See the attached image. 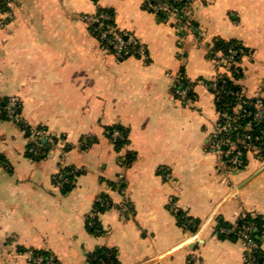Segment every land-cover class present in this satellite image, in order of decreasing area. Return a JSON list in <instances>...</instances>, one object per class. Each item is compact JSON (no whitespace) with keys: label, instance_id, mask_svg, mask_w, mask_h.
Listing matches in <instances>:
<instances>
[{"label":"crops","instance_id":"1","mask_svg":"<svg viewBox=\"0 0 264 264\" xmlns=\"http://www.w3.org/2000/svg\"><path fill=\"white\" fill-rule=\"evenodd\" d=\"M99 8L113 11L115 28L139 41L145 59L116 58L99 43L90 30ZM184 11L197 29L182 41L174 19L145 0L0 7V98L15 97L23 122L57 139L33 159L24 130L0 119V264H31L32 250L89 264L101 247L118 264H193L192 256L242 264L240 242L217 222L234 225L244 214L263 223L264 264V156L250 151L232 169L210 151L218 114L205 85L218 73L213 40H235L247 49L233 80L239 95L264 97V0H188ZM178 73L192 83L184 100L171 88ZM115 126L126 136L118 150L106 132ZM66 167L78 174L63 191L55 179ZM96 202L106 209L96 212ZM178 211L198 221L194 232L179 225Z\"/></svg>","mask_w":264,"mask_h":264},{"label":"built area","instance_id":"2","mask_svg":"<svg viewBox=\"0 0 264 264\" xmlns=\"http://www.w3.org/2000/svg\"><path fill=\"white\" fill-rule=\"evenodd\" d=\"M188 0H145V5L148 9H151L156 14H161L162 19H174V27L179 33V38L183 41L188 33V30H195L196 27L188 22L185 16V4ZM0 3L4 5L9 4V0H0ZM6 16L9 14L6 12ZM5 20V17L3 18ZM111 17L106 14L94 15L91 22H98V35L97 39L101 45L109 49L112 54L119 59L126 57H138L145 59L147 57L144 47L139 41L131 34L117 30L115 27L102 23L104 20H109ZM5 22V21H4ZM197 39L199 35H196ZM237 50L232 47L228 48L227 55L222 56L218 51L214 52L213 60L215 68L217 69V77L205 83L206 87L211 91L215 101H220L222 95L232 94L229 89L224 86L216 87V79L219 75H226L230 80H234L232 73L239 74L241 72L239 65V57L235 58ZM232 66V68H230ZM192 87V83L185 80L182 74L175 75L171 88L173 94L180 100H184L187 97L189 90ZM264 97L260 93H256L253 98L237 97L234 104L230 105L223 101L217 110V120L214 124L213 132L210 137L209 149L213 153L219 155L225 164L232 168L237 169L242 167L243 157L250 151L260 154L261 149L258 145L254 144L257 141V136H252L248 131L252 126V122L260 121L264 118V104L262 99ZM6 119L19 125L23 130L29 128V142L31 146L27 148L29 154L36 156L41 153L44 142H47L54 147L57 142L47 135L43 129L37 127H28L20 117L19 103L15 97H9L6 99L4 106ZM241 118H249L250 122L242 125L239 120ZM122 134L119 130L113 129L111 132V139L114 142L115 139H121ZM44 139V142H42ZM57 184L66 183L67 179L62 173H59L56 177ZM100 202V199H99ZM122 209L130 211L127 202L123 201ZM101 205L103 206L102 202ZM221 233H229L228 229L219 228ZM257 232V227L254 223L244 224L236 232L238 241L243 249V263L242 264H259L256 250L259 249V245L252 239L251 234ZM193 264H199L195 257H191ZM31 264H51V259L43 261L41 257H30Z\"/></svg>","mask_w":264,"mask_h":264},{"label":"trees","instance_id":"3","mask_svg":"<svg viewBox=\"0 0 264 264\" xmlns=\"http://www.w3.org/2000/svg\"><path fill=\"white\" fill-rule=\"evenodd\" d=\"M4 6H5L4 4L0 3V7L2 9L4 8ZM99 14L109 15L111 17V19L104 20L102 23L109 24V25L115 27L114 21H113V11L111 9L99 8L97 10V12L95 13V16L99 15ZM158 15L161 18L163 16L161 14H158ZM97 26H98V22H92L90 24V30L92 31V33L96 37L98 35ZM229 47H232L234 50H237V54L235 55L234 59H236L237 57L240 58V56L242 54L247 52V49L245 47H243L239 42H237L235 40L223 41L221 39H214L213 40L212 52L218 51L222 54V56H225V55H227V51H228ZM230 68H232V66ZM239 76H240V74L232 73L233 79H235ZM219 86H224L226 89H229L232 92V94L222 95V99L220 101H215V105L219 108L220 104L223 101H226L229 104V106L234 104L237 97L239 96V88L236 86V84H234V82L232 80H230L226 75H219L218 78L216 79V87H219ZM188 95H190V93H188ZM6 99L7 98H0V119H4V120L6 119L5 110H4V106L6 104ZM262 103L264 104V98L262 99ZM250 121H251V119H249V118H241L239 120L240 124H242V125H244ZM251 124H252V126L250 127V130L248 132L252 136H257L258 139L254 144H256L260 147V149H261L260 155L264 156V118L258 122H255V124L253 122ZM37 128L43 129L45 131V129L42 127H37ZM113 129L119 130L122 134L121 139H115L113 142L115 149L118 150L121 148V146H123L126 143V136L124 135L125 130L122 129L121 127H118V126L108 128L106 132L110 138H111V132ZM24 134L26 137H29V135H30L29 128H24ZM50 137L53 139L54 142L57 140L53 136H50ZM31 145H32L31 142H29L27 144V148H29ZM50 147H51V145L48 143V141L44 142L43 148H42L41 153L39 155L33 156V155L29 154L28 151H27V155L33 159L42 158L47 153V151ZM66 148H68V147H66ZM128 159L130 160V156L126 157V160H128ZM244 164H245V158L243 157L242 166ZM62 174L68 180L67 183H63L61 185L62 190L68 191L71 188L72 177L74 175L78 174V172L74 171L72 167H66L63 169ZM94 207H95L96 212H101V211L106 209V207L102 206L101 203H99V202H96ZM176 215H177V221H178L179 225L188 229L190 232H194L196 230L197 224H198L197 220L186 216L184 213H182L180 211H178L176 213ZM248 223H254L255 226L257 227V232H253L251 234V236H252V239L255 242H257V244L259 245L261 233L263 230V223L260 220V218L257 216L253 217L250 214H244L235 222L234 225H230V224H227L225 222L218 221L217 227L228 229L229 231L232 232L231 235H229L228 233H225L226 236L237 237L236 236L237 230H239L244 224H248ZM88 228H89V230H94L95 228H97V225H96V223H94L92 225V227L90 226ZM30 252L33 256L41 257L43 261H46L47 259H51V264H59L57 262L56 258L53 257L49 252L39 251V250H32ZM255 254L257 256V261H259V256H260L259 249L256 250ZM87 260H88L89 264H118L115 251L112 249H109V248H104V247L97 248L93 252L89 253L87 255Z\"/></svg>","mask_w":264,"mask_h":264},{"label":"water","instance_id":"4","mask_svg":"<svg viewBox=\"0 0 264 264\" xmlns=\"http://www.w3.org/2000/svg\"><path fill=\"white\" fill-rule=\"evenodd\" d=\"M42 142H44V139H42Z\"/></svg>","mask_w":264,"mask_h":264}]
</instances>
